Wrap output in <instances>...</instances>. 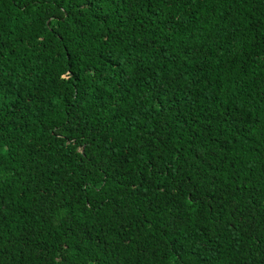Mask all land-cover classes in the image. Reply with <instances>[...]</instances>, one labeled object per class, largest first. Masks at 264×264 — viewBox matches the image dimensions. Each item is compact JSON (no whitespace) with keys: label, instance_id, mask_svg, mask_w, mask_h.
Returning a JSON list of instances; mask_svg holds the SVG:
<instances>
[{"label":"trees","instance_id":"trees-1","mask_svg":"<svg viewBox=\"0 0 264 264\" xmlns=\"http://www.w3.org/2000/svg\"><path fill=\"white\" fill-rule=\"evenodd\" d=\"M0 264H264V0H0Z\"/></svg>","mask_w":264,"mask_h":264}]
</instances>
